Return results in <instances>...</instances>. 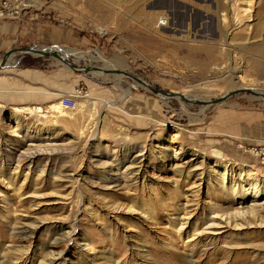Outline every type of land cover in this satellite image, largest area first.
Masks as SVG:
<instances>
[{"label":"rangeland","instance_id":"1","mask_svg":"<svg viewBox=\"0 0 264 264\" xmlns=\"http://www.w3.org/2000/svg\"><path fill=\"white\" fill-rule=\"evenodd\" d=\"M35 1L26 8L27 0H12L14 15L0 17L1 38H9L0 61L11 48L57 47L79 66L129 75L76 71L55 56L26 52L0 70V264H264V181L255 195L238 177L242 165L264 177L251 152L264 143V98L240 92L213 105L185 100L245 87L263 93L264 49L229 41L233 62L203 51V40L221 39L213 38L218 17L201 7L215 10V0H167L170 24L161 31L177 38L144 27L136 6L124 13L96 9L95 0ZM256 1L251 23L264 33V0ZM195 13L200 19L192 24ZM242 27L234 21V29ZM232 65L235 86L228 84ZM132 76L158 92L134 86ZM78 90L76 108H64L63 96ZM39 108L41 115L30 114ZM33 149L40 154L30 158ZM114 150L127 155L119 166ZM235 182L238 196L240 185L249 192L219 198ZM239 208L252 217H235ZM215 212L243 225L222 222L185 238L190 245L175 233L185 219V236L208 228Z\"/></svg>","mask_w":264,"mask_h":264},{"label":"bare ground","instance_id":"2","mask_svg":"<svg viewBox=\"0 0 264 264\" xmlns=\"http://www.w3.org/2000/svg\"><path fill=\"white\" fill-rule=\"evenodd\" d=\"M231 1L232 0H215V5H216L215 10H213L211 8V6L208 4L201 5V7L204 8L208 13H214L218 17V22H217V29H218L217 34H218V36L213 37V38H221L220 43L209 42V41H204V40L201 43L203 45V47H202L203 51L205 49L207 52H209L211 54L217 53V54L223 55L224 57H227V60L229 59L231 62H233L235 59L234 58L235 56H234V53L231 49V46L229 45L228 48L227 47L224 48L225 45L229 41H230V43H232L234 41L237 42V40H238V41H240V43L243 44L242 46L246 49L247 48L264 49V33H261L262 31H260V33H259L257 30H255L254 24L251 23V21L256 20V18H255L256 15L253 13V10H256V8H255L256 3H257L256 0H235V4H234L235 6L233 5V10L230 6ZM95 2H98L95 4L96 9L101 8L100 6L102 4V6H104L106 8L113 9V10H118V11L124 10V13L128 12L131 8H134V6H136V9H138V11H139L137 18L139 17L140 23L144 27H148L149 29L154 31L158 36H162L164 38H177V35H175V34H171V33L166 34V33H162V31H161V27L163 25L170 24V18H169L170 13H168V11L165 12L164 9L170 8V5L172 6V3H170L167 0H95ZM34 3H36L35 0H27V2L23 3V5H24V7L28 8V7H33ZM135 12H136V10H135ZM198 15L199 14H197V13H195L193 15L192 24H194L196 21H198L200 19V18H198ZM234 21L242 23L243 27L241 30H239V29L236 30L233 28ZM259 22L261 23L262 21L260 20ZM260 23H257V25L260 26L259 25ZM257 25H256V28H258ZM205 27H206V29L208 28L207 25H205ZM98 30L100 32H105V29L102 26L98 27ZM184 38L186 40L191 39V32L189 31L188 35ZM254 38H260V39H258V40L256 39V40L251 41V39H254ZM251 43H255V44L254 45L252 44V46H249V44H251ZM218 44H220L222 46V49L218 48V47H220V45H218ZM196 45H198V44L196 43ZM54 49L60 51L61 48L58 49L57 47H55ZM63 50L66 53H73L76 55L78 54L79 57H83L87 53L85 51H80V50H75V49H70V48H67V49L64 48ZM10 58H9V61H10ZM101 59H103V58H101ZM115 61L118 65H123V61L121 59H116ZM234 65L230 66L231 68H233L232 71L234 72L228 81V84L230 86H235V84H236V80L234 77L236 67ZM107 66H108V68H114V67H110L109 65H107ZM117 75L120 76L119 74H117ZM122 75H126V74H122ZM144 82H146V81H144ZM239 82L243 83L244 85L249 84L248 83L249 81L244 76L243 77L241 76L239 78ZM146 83H148V82H146ZM133 85L137 86V87H139V86L140 87L142 86L144 88L146 87L148 89V87L145 85V83H143V81L141 79L139 80V82L137 81ZM131 91H132V88L130 87L126 91V94L129 95L131 93ZM256 93H257V94H255L256 96L264 98V96H262V93H260V92H256ZM160 96H162L163 98H166V99L170 98V97H167L166 95H163V94H161ZM182 96H184V95H182ZM186 99L187 100L188 99L193 100V99H190L187 97H186ZM93 104L95 105V103H93ZM205 105H211V104H205ZM184 107H185V105H184ZM52 108L56 109L60 113H63L62 107L60 105L55 104L52 106ZM17 109H14V110H17ZM17 111L19 112V110H17ZM40 111H42L41 108H39L38 112L36 110H34L30 114L31 115L35 114L36 116L41 115L42 112H40ZM176 136H178V134H176ZM181 148H183V145H181ZM126 150L127 149H124V152ZM185 151H187V150H185ZM119 152H120L119 150L118 151L114 150L112 152L113 153L112 157L114 158L117 166H119L120 163L124 159L127 158V155L121 156V154L119 155ZM218 152L219 151H217L216 154L218 156H221L222 153H218ZM173 153L176 154L175 151ZM39 154H40L39 150L34 151V149H33V150L29 151V157L30 158L38 156ZM226 166H228V165L226 164L225 167ZM239 169H240V171H239L238 177L241 179L243 177H245L243 180V183L248 181L249 183H247L246 185L252 187L250 194H252V192H253V194L256 195L259 192L258 182H263L264 177L262 179V177L260 176L259 170L255 169L254 167L249 166V165H242ZM102 179L107 180V177L103 176ZM236 186H237L236 182L233 183L231 186H228V188L226 190H227V192H229V194H225L222 197L219 196V198H221L223 201L234 199V198L236 199V197H238V199H240L241 196H245V194L249 192L248 187L246 189L244 185H240L241 189L243 191V195H241L242 194L241 193L240 196H238L239 194L236 191V188H237ZM263 189H264V185H263ZM128 210H129V212H130V210H132L130 208V206H129ZM217 213H219V212H217ZM234 214L236 215L235 217L238 216L240 219H243V220L246 219L247 217H252L250 213L247 214L244 209H240V208L236 209ZM231 218H232V216H231ZM222 222L226 223L227 226H233L236 229H238L237 227L243 225V223L233 224L232 219L230 220V217H229V219L228 218L223 219V214L219 216V214H216V212H215V214H213V216L209 215V220L207 222L208 228H203V226L200 225L199 227L194 229L193 233L188 234V232H187L188 235L185 236L186 229H184V227L188 223V221L185 219L183 222L180 223L181 227L179 229H176L175 233L178 236H182L184 238V242H186L187 245H190L191 243L188 242V240L186 241L185 238L189 239L191 237L196 236V234H200V233L204 234V232L207 229L214 227L216 225H220V223H222ZM59 228L60 229L63 228V224H60ZM59 255H61V253H59ZM64 262H65V260H64Z\"/></svg>","mask_w":264,"mask_h":264},{"label":"water","instance_id":"3","mask_svg":"<svg viewBox=\"0 0 264 264\" xmlns=\"http://www.w3.org/2000/svg\"><path fill=\"white\" fill-rule=\"evenodd\" d=\"M16 52L34 53V54H37V55H52V56H55L56 58H58L59 60L65 62L68 66H70L72 69H74L76 71H84V72L104 71L106 73L129 75L125 70L120 69L118 67L102 68L100 66H79V65H77V64H75L73 62H70L67 58L62 56L58 50L54 49L53 47H50L49 50H42V49H38V48H34V47H29V48H11L8 51H6V53L4 54V56L1 59V61H0V70L4 69V68H7L10 65L9 64V58ZM132 78L135 79V80H140L136 76H132ZM143 83H145V85L148 88L158 92V90H156L154 87H152L149 83H146L144 81H143ZM240 92H250L252 94H257L254 89L249 88V87H245V88L234 89V90H232V91H230V92L224 94L223 96H221L219 98H216L214 100H206V99L202 100V99H198V98H194L193 100H189V99L188 100L185 99V100L189 101V102H192V103H198V104H201V105H205V104L213 105V104H219L221 102H224L226 99H228L231 96H233L235 94H238ZM175 94H177V93H175ZM164 95H168V94H164ZM262 96H264V92L262 93Z\"/></svg>","mask_w":264,"mask_h":264},{"label":"built area","instance_id":"4","mask_svg":"<svg viewBox=\"0 0 264 264\" xmlns=\"http://www.w3.org/2000/svg\"><path fill=\"white\" fill-rule=\"evenodd\" d=\"M15 10L12 0H0V17H9L14 15ZM83 93L82 90H78L76 94L63 96L62 102L66 109L76 108L78 105L77 98L79 94ZM251 152L257 156L261 163L264 164V143L255 145L251 148Z\"/></svg>","mask_w":264,"mask_h":264},{"label":"crops","instance_id":"5","mask_svg":"<svg viewBox=\"0 0 264 264\" xmlns=\"http://www.w3.org/2000/svg\"><path fill=\"white\" fill-rule=\"evenodd\" d=\"M3 25H6V24H2L0 22V50H2L3 48L6 47V45L8 44V40H9V38H1V36H2L1 34L3 33L2 32V26ZM234 136H238V135H234ZM257 144H260V143H257Z\"/></svg>","mask_w":264,"mask_h":264}]
</instances>
